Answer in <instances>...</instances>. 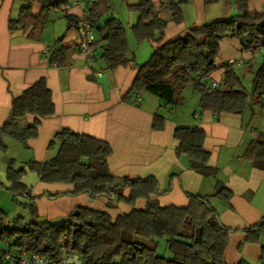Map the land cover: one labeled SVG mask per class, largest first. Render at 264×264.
<instances>
[{
	"label": "trees",
	"instance_id": "trees-1",
	"mask_svg": "<svg viewBox=\"0 0 264 264\" xmlns=\"http://www.w3.org/2000/svg\"><path fill=\"white\" fill-rule=\"evenodd\" d=\"M109 1H87L85 14L95 38L97 34L102 42L100 58L107 69L114 70L130 61V49L121 21L113 16L104 20L110 12ZM185 1L169 0L161 8H155L151 0L128 4L138 13L137 23L131 28L135 40L151 39L159 45L148 60L138 66L124 99L148 92L172 111L182 104L183 91L191 86L198 94L200 110L241 114L249 105L264 108V11H249V0H233L236 10L247 15V19L233 27L207 22L191 28L184 36L160 43L167 24L161 11L168 10L171 19L180 23V6ZM67 4L68 0H26L19 7L17 18L9 20V31L21 30L29 39H40L50 13ZM36 5L38 12L34 11ZM63 16L69 22L66 30L77 27L79 20L68 14ZM225 36L237 39L251 52L262 51L260 62L252 73L249 93L241 86L233 67L235 63L223 65L224 72L216 86L212 87V83L206 81L216 69L219 42ZM62 38L63 35L58 40ZM67 56L68 49L59 47L50 53L49 61L63 67ZM53 112L50 89L40 78L12 99L9 115L0 126V150L6 149L5 138L28 147V140L38 135L40 118ZM27 114L35 116L32 122L26 121ZM164 122L165 116L157 113L153 129L161 130ZM174 137L179 141L177 155H185L191 169L205 177L216 176L217 168L208 165L209 152L203 147L205 132L201 128L178 126ZM56 143V155L47 161L30 160L15 168V161L8 160L7 188L14 198H25L28 203L22 204L34 212V200L40 195H31V187L23 182L28 172H34L41 182L71 184L72 188L66 192L46 193L48 198L64 194H87L90 199L105 196L109 201L129 205L131 210L113 219L105 211L77 207L78 214H70L61 223L49 220L27 222L22 216L9 223L0 210V242L9 240L15 250L52 258H59L66 251L76 254L83 264H228L224 253L228 235L234 229L221 224L217 210L205 197L188 194L201 205L200 212L191 206L161 205L155 198L159 195V182L155 177L130 179L111 172L108 157L112 148L105 140L62 128L53 135L48 146L53 147ZM243 157L252 162L264 160V135L250 142ZM125 190H128L127 195ZM213 196L228 202L232 193L224 185L217 184ZM139 198L146 199L145 207H135ZM242 230L246 242L261 245L260 260H264V217ZM161 239L165 241L170 257L157 254V242ZM0 264H6L1 256ZM236 264L250 263L241 259Z\"/></svg>",
	"mask_w": 264,
	"mask_h": 264
},
{
	"label": "crops",
	"instance_id": "crops-1",
	"mask_svg": "<svg viewBox=\"0 0 264 264\" xmlns=\"http://www.w3.org/2000/svg\"><path fill=\"white\" fill-rule=\"evenodd\" d=\"M81 1L68 0L67 5L51 12L41 38L33 40L21 30L9 31L8 28L9 20L17 18L19 7L26 0H0V126L9 115L12 99L40 78L50 89L54 105L51 115L40 118L38 135L28 140V147L5 138L6 149L0 150V169L5 171L9 159L21 167L30 160L43 162L53 158L58 143L53 147L48 144L62 128L105 140L112 148L108 157L111 172L130 179L155 177L159 182V195L155 198L161 205L191 206L194 211L200 212L201 205L191 200L188 194L207 199L217 210L221 224L234 229L228 235L224 253L228 264H236L241 259L250 264H264V260H260L261 245L246 242L242 230L264 217V160L252 162L243 157L250 142L264 135V108L249 105L241 114L200 110L198 94L193 91L189 95L183 91L182 104L172 111H168L157 96L148 92L124 99L138 66L148 60L159 44L151 39L135 40L131 28L137 23L138 13L126 9L123 15L130 61L114 70L107 69L100 58L102 42L97 34L94 55L87 58L78 49L76 27L66 30L69 22L63 16L68 14L79 20L86 15L87 1ZM135 1L131 0L130 4ZM151 1L155 8H161L169 0ZM248 10L264 11V0H249ZM34 11H39L38 5ZM167 11L160 13L167 20L160 43L183 36L191 28L207 22L220 24L219 21L226 16V3L222 0L210 3L186 0L185 8L181 11L187 21L184 19L181 23H175ZM62 35L63 38L58 40ZM59 47L68 49L67 63L63 67L49 61L50 53ZM220 50L224 53L220 61L215 62L216 69L210 75L212 82H220L223 65L231 60L235 61L237 67H244L243 75L252 76L250 60L254 52L230 36L220 40ZM137 96L140 97L139 101L136 100ZM157 113L165 116L161 130L152 127ZM34 118L32 114L25 116L27 122H32ZM178 126H197L205 132L203 147L209 152L208 165L217 168L215 177L203 176L189 167L185 155H177L179 141L174 137V130ZM30 183L31 187L44 191L35 200L38 207L46 205L45 199L66 198L63 200L67 210L65 215L77 207L96 210L92 204L97 198L90 199L87 194L81 200L87 202L82 204L73 198L83 194H64L57 198L46 196V193L66 192L72 188L71 184L45 183L37 176ZM217 184L231 191L228 202L213 196ZM124 193L127 195L128 190ZM105 198V212L113 219L131 210L125 203ZM145 205V198L135 201L136 208Z\"/></svg>",
	"mask_w": 264,
	"mask_h": 264
},
{
	"label": "rangeland",
	"instance_id": "rangeland-1",
	"mask_svg": "<svg viewBox=\"0 0 264 264\" xmlns=\"http://www.w3.org/2000/svg\"><path fill=\"white\" fill-rule=\"evenodd\" d=\"M130 1L131 0H110L109 1L110 12L104 18V20L107 19L109 16H113V17L119 19L121 21V23L123 24V26L125 27L126 22H125L123 14L127 10L133 11L128 7V4H130ZM222 1L223 2L225 1V3H226V16L223 17V21H219L220 24H223L225 22L226 24H229V25L232 24L235 26L236 24L239 23V21H243V20L247 19V15L239 13L236 10V7L234 5L233 0H222ZM185 4H186V1L184 3H182L180 8L184 9ZM181 14H182V11H181ZM167 15H171V13L169 11H167ZM187 17H188V13H187ZM184 19H185V21H187L186 15L185 16L182 15L181 22ZM60 22L62 23V20ZM228 38H229V36H228ZM223 53L224 52H222L221 50L219 51L218 55L216 56L215 62L218 63L220 61V57L223 55ZM261 53H262L261 50H256L253 53V59L250 60V63H252L251 67H250L251 71H252L251 73H253V71L257 67L258 63L260 62ZM233 67H234L237 75L240 77L242 88L246 92L249 93L251 91V85H252L251 78H252V76L251 75H243L242 69L244 67H237L236 65H233ZM211 80H213V79L210 77L206 81L211 83L212 82ZM184 91H186L185 93H187L188 95H189L190 91H193V93H197L191 86H188L186 88V90H184ZM14 167L19 168L20 165L16 164V162H15ZM6 168H7V166H6ZM6 168H5L4 172L0 169V209L5 216L6 222L11 223L15 217L22 216L24 218V220L27 222L49 220L52 223H61L65 219H67L70 214H72L75 211V209H74L73 211H71V213L69 215L64 214V212H66L67 210H65L63 200H65L66 198H62L60 200L45 199L43 201H45L44 203L46 205L45 206L41 205L40 207H38L35 204V200L38 199L39 197L34 200V207H35L34 212L31 211L30 207L28 205L22 204V203H28V201L25 198H23L22 196H17L16 198H14L12 193L8 190L7 186L9 183H8V180L6 179ZM33 177H36V174L34 172H28L23 177V182H25L27 185L30 186V185H32V183H30V182H31V180H33ZM31 190H32L31 195L36 194L37 196H39L42 192H44L42 189L39 190L38 188L33 187V186L31 187ZM73 199L77 200L80 204H82L83 202H87V201L81 202L82 199H85L84 194L81 196H77L76 198H73ZM105 199H106L105 197H103V198L97 197L95 202L92 204L93 208H96V210H99V211H105L106 210V207L104 205ZM48 217H50V219ZM157 254L163 255L166 257H170V253L167 249V245L163 239L158 240V242H157ZM258 264H261V263L259 262Z\"/></svg>",
	"mask_w": 264,
	"mask_h": 264
},
{
	"label": "built area",
	"instance_id": "built-area-1",
	"mask_svg": "<svg viewBox=\"0 0 264 264\" xmlns=\"http://www.w3.org/2000/svg\"><path fill=\"white\" fill-rule=\"evenodd\" d=\"M84 1L92 0L81 2ZM76 31L79 51L90 58L95 52V35L86 15L80 17ZM45 53L48 54L49 51L46 50ZM228 63H235V61L231 60ZM211 86H216V83L212 82ZM136 100L139 101L140 97L137 96ZM12 243L9 240L0 242V256L6 264H83L82 260L73 253L63 251L59 258H52L40 253L15 250Z\"/></svg>",
	"mask_w": 264,
	"mask_h": 264
},
{
	"label": "water",
	"instance_id": "water-1",
	"mask_svg": "<svg viewBox=\"0 0 264 264\" xmlns=\"http://www.w3.org/2000/svg\"><path fill=\"white\" fill-rule=\"evenodd\" d=\"M72 214H73V215H77V214H78V211L75 210Z\"/></svg>",
	"mask_w": 264,
	"mask_h": 264
}]
</instances>
